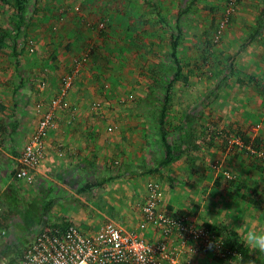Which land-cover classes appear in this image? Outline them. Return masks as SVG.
Listing matches in <instances>:
<instances>
[{"label": "rangeland", "instance_id": "1", "mask_svg": "<svg viewBox=\"0 0 264 264\" xmlns=\"http://www.w3.org/2000/svg\"><path fill=\"white\" fill-rule=\"evenodd\" d=\"M151 1L163 21L145 0H30L19 32L17 8L0 1V29H10L0 49V264H24L29 238L63 224L135 228L158 193L162 206L195 220L197 238L173 240L191 264H231L236 256L222 261L218 226L207 216L233 209V228H264V31L243 48L264 0H238L231 11L228 0ZM181 11L183 71L169 95L168 140L187 120L199 148L161 167L159 116L176 71L171 40ZM70 72L76 80L56 122L88 113L81 124L93 129L80 134L77 154L67 151L75 172L63 180L36 181L35 170L18 178L10 155L32 142L39 107L60 96ZM9 165L6 175L1 166Z\"/></svg>", "mask_w": 264, "mask_h": 264}, {"label": "built area", "instance_id": "2", "mask_svg": "<svg viewBox=\"0 0 264 264\" xmlns=\"http://www.w3.org/2000/svg\"><path fill=\"white\" fill-rule=\"evenodd\" d=\"M237 1L228 0L229 11ZM75 80L76 72L66 74L60 96L47 109L39 107L42 116L32 142L18 159V178L29 177L42 160L47 132L57 127L58 109ZM259 128V124L253 125L250 131L256 133ZM158 194L159 197L153 195L143 206L136 229L127 231L114 221H107L92 232L73 223H68L65 229L49 228L30 243L24 264H191L182 259L181 249L173 240L197 238L200 232L195 220L162 206L161 193ZM149 230L159 232L162 239L149 242L145 237Z\"/></svg>", "mask_w": 264, "mask_h": 264}, {"label": "trees", "instance_id": "3", "mask_svg": "<svg viewBox=\"0 0 264 264\" xmlns=\"http://www.w3.org/2000/svg\"><path fill=\"white\" fill-rule=\"evenodd\" d=\"M1 2L13 5L17 8V16H16V31L19 32L21 29V26L24 21L23 12L25 11V6L28 4L30 0H0ZM198 0H192V5H194ZM145 2L150 6L152 11L155 13V15L163 21V18L161 16V11L157 4L152 3L151 0H145ZM186 11V10H185ZM185 11H181L178 13L176 18V33L173 34L172 40H171V58L174 61L176 71L173 74L171 80L169 81V84L167 85L165 91V99L164 103L162 104V107L160 109V116H159V131L161 136V143L164 147V157L160 163V166H169L176 161L180 160L187 154H189L192 151H195L199 148V146L194 141L192 134L188 132V130H185V127L189 125V122L183 121L182 125L180 126L179 134L177 133V137L173 142H170L168 140V130H167V116H168V110H169V102H170V92L172 86L179 80V78L182 75V65L180 62V58L178 55V48L180 45V41L182 38V26H181V18ZM264 31V6L261 11L260 17L257 22V26L255 28V31L249 36V38L245 41L243 48L247 47L252 42L256 41L260 38L262 35V32ZM10 36V29L8 28H1L0 29V49H4L7 46L6 39ZM16 37V36H15ZM16 42L14 41V46H12V52L15 53L16 50ZM232 66L231 64L226 67V70L224 72L223 77L221 78V84L222 86H225L229 75L231 74ZM159 169H156L154 171H158ZM150 172V171H149ZM65 229L68 226L67 224H63ZM206 227L212 228L211 225L206 224ZM221 229L219 226L216 228V233L218 236L221 235ZM222 251L224 253V256L222 258V261L228 262L232 258L233 255L240 254L243 257L242 264H249V261H255V264H264V261H262L258 254H255L253 252H249L243 244L239 242L238 237L236 236L235 232L233 231L230 235V237L225 238L224 242L221 244Z\"/></svg>", "mask_w": 264, "mask_h": 264}, {"label": "crops", "instance_id": "4", "mask_svg": "<svg viewBox=\"0 0 264 264\" xmlns=\"http://www.w3.org/2000/svg\"><path fill=\"white\" fill-rule=\"evenodd\" d=\"M73 115L74 116H72L73 117L72 119L73 121H75V123L73 122L70 123L71 121L68 120L69 116H65L62 118V121H61L62 123L57 122V127L50 129L47 132V135L44 140L43 158L40 161V163L37 165L35 172L33 171L32 173V175H35L34 177L36 181L53 180L52 176L57 177L58 180L60 179L63 180L62 176L68 177L71 173L75 172V168L69 165V162H68L69 159L67 158V151H69L70 154H73V153L77 154L79 152V149H82V145H83L80 142H78L79 141L78 138L80 134L93 132V129L90 126L87 127L88 120L86 121L85 125L81 124L83 120L88 118L89 116L88 113L82 114V112H80V113L73 114ZM58 117L60 118L59 115L57 116V118ZM86 146L87 144H84V147ZM60 150L63 151L62 152L63 155H60V152H61ZM22 152H20L19 154L12 153L16 157H13L12 155H10L14 163L13 168H15L16 164H18V159L22 155ZM1 169H4L5 170L4 172L7 175V173H9L11 169V165L7 167L5 166V168L1 166ZM5 179H8V178H5ZM10 183L11 182L8 181L7 184L4 186V188H6ZM172 200H173L172 198H169L168 203H170ZM165 207L169 210H176L177 212H180L179 210L175 208H169L168 206H165ZM138 225L135 228L126 229V230L127 231L134 230L138 227ZM99 227L100 226H98L97 229ZM84 231L92 232L90 230H84ZM145 237L151 243H155L162 239V236L159 232L155 233L151 230L146 232ZM29 239H30L29 242L31 243L34 240V237L33 238L31 237Z\"/></svg>", "mask_w": 264, "mask_h": 264}, {"label": "clouds", "instance_id": "5", "mask_svg": "<svg viewBox=\"0 0 264 264\" xmlns=\"http://www.w3.org/2000/svg\"><path fill=\"white\" fill-rule=\"evenodd\" d=\"M189 207V205H188ZM184 207V208H188ZM253 207V206H252ZM255 210L256 208L253 207ZM237 214L235 210L232 209V211L223 210L218 213L214 218H209L207 216V220H216V223L214 225L219 226L221 229V235L217 238L216 243L222 244L225 240V238L230 237L231 233L234 231L236 236L239 239V242L244 245V247L249 251H256L262 261H264V228H253L248 224L242 223L239 226H236L233 228V226L230 224V218ZM205 221L199 223L202 224ZM213 224V223H212ZM211 243L209 247H211ZM190 252L191 255L189 258L193 255V249L191 247ZM188 258V259H189ZM243 257L240 254H237L235 258L231 261V264H242ZM249 264H255V261H249Z\"/></svg>", "mask_w": 264, "mask_h": 264}]
</instances>
